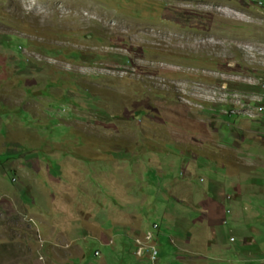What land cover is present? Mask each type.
<instances>
[{"label": "rangeland", "instance_id": "rangeland-1", "mask_svg": "<svg viewBox=\"0 0 264 264\" xmlns=\"http://www.w3.org/2000/svg\"><path fill=\"white\" fill-rule=\"evenodd\" d=\"M259 135L264 0H0V264H264Z\"/></svg>", "mask_w": 264, "mask_h": 264}, {"label": "crops", "instance_id": "crops-1", "mask_svg": "<svg viewBox=\"0 0 264 264\" xmlns=\"http://www.w3.org/2000/svg\"><path fill=\"white\" fill-rule=\"evenodd\" d=\"M236 128H238V129H241L242 130V125H239V126H237ZM258 137H263V136H261V135H259ZM264 138V137H263ZM220 143V145L222 146V147H229V146H231V145H227V144H223V143H221V142H219ZM128 154H131V153H129V152H126V155L124 156L126 159L128 158ZM134 155V154H133ZM147 157V156H146ZM238 158H240V159H242L243 157H241V155H238ZM256 158H258V156L256 157ZM255 159V158H254ZM254 159L253 160H251V162L249 161V163L251 164L252 163V161L254 162ZM259 159V161H257L258 163H260V165H263L264 166V157L261 159V157H259L258 158ZM127 161H128V159H127ZM136 163H138L137 162V158H136V155H134V158H133V161H131L130 163H129V161L127 162V164H128V170H129V173H128V178H130V179H128V183H127V186L132 190L133 188H134V184H135V178H134V175H135V172H136V170L138 169L136 166L137 165H135ZM191 163V165H189L188 167H187V169H185L184 171H181V174H184V173H186L188 170H190V169H192L189 173H190V175L192 176V175H194V176H198L197 178H199V180L200 181H202V182H205V177L204 176H202L201 174H198L197 173V165H196V163L195 162H190ZM189 163V164H190ZM130 164H131V167H129L130 166ZM151 164V163H150ZM223 164L224 165H227L228 166V164L226 163V162H224L223 161ZM257 164V163H256ZM133 165V166H132ZM139 166V165H138ZM135 167V168H134ZM200 168V167H199ZM158 169L161 171V167H158ZM134 170V171H133ZM230 170V169H229ZM145 171V170H144ZM184 172V173H183ZM230 173H232L231 171H229ZM141 176H142V178H143V173H141ZM231 176H233V179H235L236 178V175L235 174H233L232 173V175ZM241 178V177H240ZM132 179V181H130ZM238 179H239V177H238ZM242 179V178H241ZM212 181V183H209L208 185H207V188L205 189V188H203L202 186H199V185H196L195 183H193L191 180H189V179H186V178H182V179H177V178H175L174 179V186L172 187V188H174V191L175 192H173L172 194H173V196H174V199H176V201L177 200H179L180 202L181 201H184V193H182V192H180L181 191V189H183V188H185L189 193H191V195H196V193H197V195L199 194V193H201L198 197H200V199H199V201H198V204H199V210H200V212H201V216H199L198 218H196V221L195 222H201L204 226H206V227H210L211 229H213V227H214V223L218 220L219 222H222V223H224L227 219H226V216H227V214L228 213H230V211L228 212V213H226V210L228 209V208H218V207H216V203H217V200L214 198V197H212V196H210L211 194L213 195V194H215V195H217V193H218V189L220 188V185H221V183L220 182H217V180H214V179H212L211 180ZM213 189H212V188ZM234 188V192H235V194L236 195H242V188H243V186H242V183H237V184H235V186L233 187ZM204 190H210V193L209 194H207L205 197L203 196H201L203 193H204ZM133 192V191H132ZM260 193V191H258V194ZM236 195L234 196V195H232V196H230V195H227L226 197L228 198V199H236ZM178 202V201H177ZM164 217L165 218H167V219H170V220H174L175 218H176V215H174V214H171V212L170 213H168V212H166L165 214H164ZM214 232V231H213ZM104 235H106V234H103V236L102 237H104ZM231 238H232V236H231ZM231 238H230V240H231ZM100 239L101 240H104V239H102L101 237H100ZM244 239V242L247 240V238H243ZM188 240V239H187ZM106 243H108L109 241L108 240H104ZM232 241H236V238H235V240H231V242ZM180 242V241H179ZM181 243V242H180ZM183 246H182V249L184 248L186 251H188L189 250V246H192L193 244H189V240L187 241V242H185V243H181ZM219 246H221V244H220V242H219V236L217 237V238H215V236L212 234V231L209 233V236L207 237V239H206V249H207V253L209 252H211V250L213 249V248H219ZM183 249V250H184ZM96 251H98V250H96ZM95 251V252H96ZM190 252V251H189ZM82 255H84V251H83V253H82ZM146 256H147V253H146ZM147 258H148V256H147ZM96 264H106V261H104V260H102V261H99V263H96Z\"/></svg>", "mask_w": 264, "mask_h": 264}, {"label": "built area", "instance_id": "built-area-1", "mask_svg": "<svg viewBox=\"0 0 264 264\" xmlns=\"http://www.w3.org/2000/svg\"><path fill=\"white\" fill-rule=\"evenodd\" d=\"M229 211L230 210L227 209L226 213H228ZM153 226L154 229L158 228L157 224H154ZM231 240H235V238L232 237ZM135 242L138 246L137 249L138 255L141 256L147 253L149 254V258L152 260L153 263H155L158 260L159 249L155 241L154 231L152 230L147 231L141 237H139L138 240H136ZM95 254L99 255L100 252L96 251Z\"/></svg>", "mask_w": 264, "mask_h": 264}, {"label": "bare ground", "instance_id": "bare-ground-1", "mask_svg": "<svg viewBox=\"0 0 264 264\" xmlns=\"http://www.w3.org/2000/svg\"><path fill=\"white\" fill-rule=\"evenodd\" d=\"M259 115H260V114H259ZM136 240H138V238H137Z\"/></svg>", "mask_w": 264, "mask_h": 264}]
</instances>
